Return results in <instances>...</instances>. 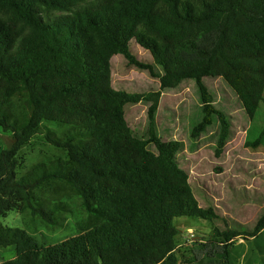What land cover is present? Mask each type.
<instances>
[{
    "label": "trees",
    "instance_id": "obj_1",
    "mask_svg": "<svg viewBox=\"0 0 264 264\" xmlns=\"http://www.w3.org/2000/svg\"><path fill=\"white\" fill-rule=\"evenodd\" d=\"M133 43L163 69L159 89L147 95L149 117L163 89L193 79L203 116L191 135L215 114L217 154L230 125L203 78L223 79L250 118L264 104V0H0V127L13 136L0 150V218L28 212L55 229L72 199L85 212L76 233L55 241L0 221V247L15 248L0 264H198L197 251L199 264H227L238 230H216V251L202 244L205 250L187 253L177 245L179 218L216 214L199 205L179 167V141L154 130L139 137L126 121L125 105L140 97L113 88L112 56L154 74L153 63L130 50ZM43 122L68 127L57 135ZM43 129L61 155L19 173V150ZM245 145L263 149L264 126ZM262 233L264 214L244 236Z\"/></svg>",
    "mask_w": 264,
    "mask_h": 264
},
{
    "label": "rangeland",
    "instance_id": "obj_2",
    "mask_svg": "<svg viewBox=\"0 0 264 264\" xmlns=\"http://www.w3.org/2000/svg\"><path fill=\"white\" fill-rule=\"evenodd\" d=\"M130 50L138 60L153 63L149 53L136 43L130 44ZM111 63L113 88L125 91L131 98L140 97L124 107L131 131L147 138L150 131L154 130L163 140L179 141L180 148L176 155L179 167L188 173L199 205L203 208L212 207L216 214L212 220L179 218L176 223L179 230L178 247L190 253L191 250H205L202 244H207L216 251L222 247L216 242V230L235 229L240 235L231 240L233 243L229 246L227 264H264V233L256 240L244 236L254 229L257 220L264 214V148L251 149L245 145L248 137L264 126V104L250 118L235 92L223 79L203 78L212 96L213 106L224 113L230 125L227 141L217 154L220 122L215 114L211 125L197 137L191 135L194 125L203 116L200 92L193 79H184L175 87L163 89L150 118L148 108L151 100L147 99V95L159 89L162 67L153 63L152 75L147 69L128 64L121 54L112 56ZM43 123L57 135H61L68 127L65 124ZM44 132L43 129L42 133L34 135L19 150L18 156L24 159L19 173L34 163L61 155L59 149L45 141ZM12 142L11 132L3 131L0 127V150ZM148 148L155 151L152 143ZM69 204L71 211L66 214L64 225L55 229L46 227L28 212L10 211L0 221L6 226L26 229L41 240L55 241L76 233L77 221L85 217V212L76 200L72 199ZM211 241H215L214 244ZM14 253L13 246L0 247V261L13 257ZM201 256L197 251L198 264L203 261Z\"/></svg>",
    "mask_w": 264,
    "mask_h": 264
}]
</instances>
